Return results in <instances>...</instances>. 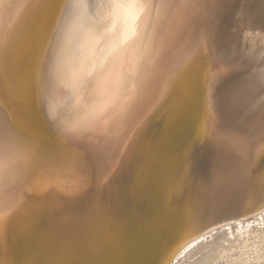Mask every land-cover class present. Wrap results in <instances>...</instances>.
I'll list each match as a JSON object with an SVG mask.
<instances>
[{"label":"bare ground","instance_id":"bare-ground-1","mask_svg":"<svg viewBox=\"0 0 264 264\" xmlns=\"http://www.w3.org/2000/svg\"><path fill=\"white\" fill-rule=\"evenodd\" d=\"M145 2L0 0V264H264V0Z\"/></svg>","mask_w":264,"mask_h":264},{"label":"rangeland","instance_id":"rangeland-1","mask_svg":"<svg viewBox=\"0 0 264 264\" xmlns=\"http://www.w3.org/2000/svg\"><path fill=\"white\" fill-rule=\"evenodd\" d=\"M254 220L250 219V221H248V222H252ZM263 221H264V216H263ZM248 222H246V223H248ZM233 227L228 231L234 233L235 227L234 228ZM224 229L225 228H222L216 232H212L210 234H207L206 236H204L205 239H204V237H202V239L200 241H198L190 250H187V252L185 254L180 256L178 258V260L172 264H193V263H195V261H198L201 258L204 261V259L211 253V250L213 248V244H215L216 242H222L223 244H225L224 239L221 237V233H223ZM249 233H250L249 234L250 236L251 235L257 236L255 238H258V237L262 238V236H264L263 230H261V232H258L256 227H254V228L251 227V230H249ZM235 255L236 254H234L233 256H235ZM214 264H224V262L217 261Z\"/></svg>","mask_w":264,"mask_h":264},{"label":"snow or ice","instance_id":"snow-or-ice-1","mask_svg":"<svg viewBox=\"0 0 264 264\" xmlns=\"http://www.w3.org/2000/svg\"><path fill=\"white\" fill-rule=\"evenodd\" d=\"M144 7H147V8L152 7V4L149 2V0H146ZM2 157H3V152H2V150H0V161H2ZM3 228H4V223L2 221H0V231H2Z\"/></svg>","mask_w":264,"mask_h":264},{"label":"water","instance_id":"water-1","mask_svg":"<svg viewBox=\"0 0 264 264\" xmlns=\"http://www.w3.org/2000/svg\"><path fill=\"white\" fill-rule=\"evenodd\" d=\"M89 2H90V4L94 5V0H89ZM67 3H69V0H67ZM66 9H67V7L64 8L63 12H66ZM71 10H72V8H71ZM63 12H62V14H60L59 21H60L61 17L63 16ZM59 21H58V23H59ZM58 26H59V24H57L56 28H59ZM55 34H56V32H55Z\"/></svg>","mask_w":264,"mask_h":264}]
</instances>
